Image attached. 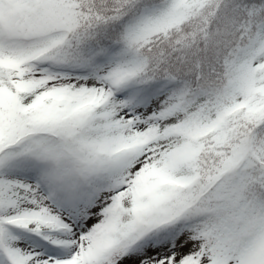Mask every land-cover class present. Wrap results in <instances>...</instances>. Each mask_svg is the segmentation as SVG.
<instances>
[{
    "label": "snow or ice",
    "instance_id": "6c2138e0",
    "mask_svg": "<svg viewBox=\"0 0 264 264\" xmlns=\"http://www.w3.org/2000/svg\"><path fill=\"white\" fill-rule=\"evenodd\" d=\"M0 264H264V0H0Z\"/></svg>",
    "mask_w": 264,
    "mask_h": 264
}]
</instances>
